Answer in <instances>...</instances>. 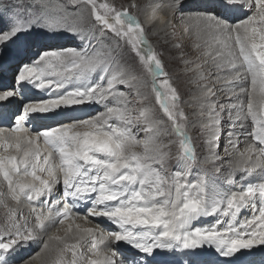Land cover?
Instances as JSON below:
<instances>
[{
    "label": "snow or ice",
    "instance_id": "obj_1",
    "mask_svg": "<svg viewBox=\"0 0 264 264\" xmlns=\"http://www.w3.org/2000/svg\"><path fill=\"white\" fill-rule=\"evenodd\" d=\"M67 5L74 9L72 24H67ZM161 6L173 16L188 12L182 16L183 31L198 52L195 59L181 56L198 92L188 102L191 114L161 54L149 44L151 29L133 14L140 7L135 0L127 8L106 0H33L0 11V59L19 60L13 86L0 90V103L21 98L14 109L0 108V121L11 122L10 129L0 128V147L16 151L0 155V177L12 201L33 205L31 221L8 208L0 255L38 240L48 225L69 220L64 236L41 241L33 259L47 264L41 255L55 251L54 264H63V254L71 251V264H179L164 257L180 250L186 264H257L248 257L264 246V0H201L191 9H185L184 0H167L156 4L146 21H159L163 31L172 20L156 15ZM65 24L80 41L79 50L28 55L24 37L34 31L54 35ZM233 49H238L235 56ZM94 74L97 82L89 83ZM35 90L48 98L37 99ZM93 103H102L104 111L86 118L70 115ZM198 125L206 163L216 172L226 164V181L241 173V181L256 175L260 182L221 196L206 178L188 181L199 159L188 129ZM173 146L182 170L169 173L165 163ZM28 176L30 181L21 178ZM81 204L85 218H106L117 230L104 233L79 224L73 230V210ZM245 207L254 214L237 228V214ZM220 213L230 217L222 231L193 227L198 219ZM51 241H57L55 248ZM121 242L129 254L117 258L114 245ZM210 254L225 259H203ZM0 264L9 261L0 258Z\"/></svg>",
    "mask_w": 264,
    "mask_h": 264
},
{
    "label": "bare ground",
    "instance_id": "obj_2",
    "mask_svg": "<svg viewBox=\"0 0 264 264\" xmlns=\"http://www.w3.org/2000/svg\"><path fill=\"white\" fill-rule=\"evenodd\" d=\"M135 1L140 6L139 10L137 11V17L142 22H145V28L146 29H149V28L151 29V31H148L150 34L148 36V39L150 41L149 43H150L151 47L155 50V49H159V47L166 46V44L174 43L173 41H170L169 29H168L169 27L166 30L162 31L161 26L159 24V21H156L155 23H153L151 25L146 23L147 18L153 12L154 6L156 4L164 5L167 2V0H135ZM184 3H185V9H189L192 6L195 8L196 6H199V4L201 3V0H184ZM246 11H247V9H246ZM185 12L184 13L177 12L176 15L173 16L166 7L161 6L156 11V15L157 16H168L171 20H174V22L171 23V30H174L173 33L175 34V38L173 37L174 41H179V42L183 41V45L180 48V52L183 53L186 58L193 55L192 59H195L196 56L198 55L197 50L195 48H191V49L189 48V46H191V45L194 46L193 39L187 33H185L183 31V28L185 25H184V21L182 20V16L188 15V14L186 15ZM144 13H145V15H142ZM248 14H251V13L249 12ZM239 18H243L242 13L238 14L237 17H233L232 20L234 22H238ZM179 30L182 33L184 32V35L182 34L183 37H182V35H181V37L178 36ZM184 36H189V38L186 39ZM51 39H53V40L48 41V40H45L43 38H41V39L39 38L36 41L37 42L36 48H34V49L28 48L27 49L28 55H30L32 52H35L37 50L59 51V50L65 49L68 46V38L63 37L62 35H56V36H54V38H51ZM152 39L155 40V42L151 41ZM162 40H164V43L162 42ZM166 41L168 43H166ZM43 42H47V43H43ZM35 43L33 42L34 45H35ZM57 43H59V45ZM27 44L30 46L31 41H29ZM232 51H233V56H235L236 53L238 52V49H233ZM23 58L27 60L28 56H24ZM18 64H19V60L16 59V65L15 66L9 60H7V63H2L0 65V90L6 89L9 87V84H10L8 82L9 77L12 76V74H13V72H14V70ZM186 67H184V68H186ZM190 75L193 76L192 73H190ZM96 79H97V76L94 74L92 77H90L89 82L90 83H96ZM105 86H106V84H105ZM188 87H189V90H188L189 93L193 94L195 92V90H193V88H195L196 85L191 83L188 85ZM69 88H71V86H69ZM35 91L37 94V99L40 97L48 98L43 91H41V90H35ZM20 99H21L20 97H17L15 99H13L11 102H2V103H0V108L14 109L15 106L20 102ZM66 111H68V110H66ZM101 111H104V105L102 103H100V104L93 103V104H86L84 106L77 107L74 112H70V115L86 118V117L95 115ZM59 119H66V117H60ZM10 123L11 122H9L7 120L0 121V128L10 129ZM47 123L55 124V123H57V120H50ZM30 134H35V131L33 129H30ZM225 143H226V139L222 136L221 140H220L221 147H222V145H225ZM40 147H41V149L44 148V145L42 142L40 143ZM239 147L241 150H243V148H244L243 142H241ZM1 150H3L2 147H0V155H5V156L6 155H16V151L14 148L9 149L8 152H5L4 150L1 151ZM138 152H139V150H138ZM205 159H206V156H205L204 160ZM207 166L213 167L211 164H209ZM178 170H182V169L178 168ZM201 172H208L210 174V175L208 174V176L206 175V179L208 180V186H209L212 183L216 173L213 174L214 172L212 173L211 171H208L206 168L201 169ZM38 174L46 175L43 173H38ZM240 174L241 173H238L236 175V177L230 181H226L225 176L222 177V176L217 175L219 177L218 182H216L214 185H212L211 189H213L215 193H218L219 195L222 196L231 190H240L244 185H246L249 182H260V180H261L260 177L253 175L252 177H248L246 180L241 181L240 180V177H241ZM21 178L26 180V181L31 180L30 176L21 177ZM195 178H196L195 172H192V170H191L187 174V180L192 182V183H196ZM229 182H234V184H232V187H233L232 189L226 188L227 187L226 185ZM0 184H1L0 185V192L3 193V195H0V217H1L0 218L1 219L0 224H3L5 226L6 213L8 211V208L16 209L18 212H22L24 214V216H27L28 219L31 221L32 217L29 215V213H30V208L33 205H31L29 202H27L23 199L20 202L12 201L11 198L7 195V187H6L7 184H6V182H4L2 180V177H0ZM56 195H57V193L54 192L53 199L56 198ZM5 205H7V207H5ZM39 205H40V202L39 201L36 202L35 206L37 207V210H39ZM253 214H254V210L251 207H245L244 209H242L241 212L237 214V228L239 227V224L244 223L245 221L251 219ZM85 217H86V210H85L84 205L81 204L79 207H77L76 209L73 210V220L75 221V223L73 224V230L75 229V224H79V225H81V227L96 228L99 231H102L104 233H107L108 231H111V230H117V226L112 224L106 218L95 217V216H88L87 218H85ZM229 220H230V217H225V216H223L222 213H220V214H216V215H212V216H208V217H202V218L198 219L197 221H195L193 223V227L216 226L219 230L222 231L224 228L227 227ZM69 223H71V221L65 220L64 224H62V225L59 224L58 222L55 224L48 225L46 232H44L38 240L28 242L27 244H24L22 247L17 246V249L15 252H13L11 254H2V255H0V258L7 259L9 261V264H40V260L33 259L32 257H35L34 255H36V253H38V251L40 250V247L41 248L43 247V244L41 243V241H47L49 236H54V235L64 236L65 230L67 229ZM69 243H74V241L69 240ZM51 244L55 248L57 245V241H51ZM114 247L116 248V250L118 252L117 258H120L121 253L124 254L126 251H128V246L123 244V242H121L118 245H114ZM81 250H84V249H81ZM204 251L212 253L211 249L205 248ZM251 251H252V255L248 258L255 260L257 262V264H259L260 259L262 257H264V246H256ZM57 255H58V253L54 251L51 253V256H46V255L42 254L40 259H46L47 264H54ZM63 255H64L63 264H71V261L73 259L71 251H67ZM165 259H168L171 261H177V262H179V264H186L188 257L184 256L183 253H181V254L175 253L174 255H172V254L168 255ZM203 259H206L209 261H216V260L221 261L222 257H218L215 254H210V255L205 256ZM80 264H83L82 260L80 261Z\"/></svg>",
    "mask_w": 264,
    "mask_h": 264
},
{
    "label": "rangeland",
    "instance_id": "obj_3",
    "mask_svg": "<svg viewBox=\"0 0 264 264\" xmlns=\"http://www.w3.org/2000/svg\"><path fill=\"white\" fill-rule=\"evenodd\" d=\"M32 2H33V0H0V11H4L5 9H13V10H15L14 7H13L15 4H18L19 3V4L27 5V4H31ZM98 2H105V0H98ZM106 2H109V3H113L114 2L118 7L123 6V7L127 8L128 7V4L131 2V0H106ZM64 3L67 4V0H64ZM191 8H194V7L192 6L189 9H191ZM66 11L69 14V19H68L69 21L67 22V24H72L73 23L72 16L74 15V9H73V7L71 5H67ZM133 14L137 16V11H133ZM185 14L187 15L188 12L186 11ZM142 15H145V13L142 14ZM173 22H174V20H172V23ZM67 24L63 25L60 29H58L57 32L54 35L51 34V33L46 34V33L42 32V31H34L33 33H30L26 37H24V40L27 43L29 41H31V45L29 46V48L34 49V48L37 47L36 46V44H37L36 41L39 38L40 39L43 38L45 40L51 41V40H53L51 38H54V36H56V35H62L63 37L68 38V46L66 48H77L79 50L80 41L78 39L74 38L73 35L69 33V31L67 30ZM168 29H169L170 41H173L174 43L171 42L172 44H166V46L159 47V49H155V50L158 53L161 54L160 58L163 61V64H164V67H165V71L169 73L170 77L172 78V82L179 89V91L181 93L182 100L185 101V103L183 105L185 111L187 113L191 114L192 111L194 110V108L193 107H190L189 104H188V102L192 100V97L198 95V92H197V89L195 87V88H193V90H195V92L193 94L189 93V91H188L189 90L188 85L191 84L190 81L191 80H194L195 77L194 76H191L190 75V72H187L186 71V68H184V67H186L185 64L180 61L181 60V56L182 55L184 56V54L180 52V48L177 49L174 46L177 43L183 45V41L182 42L181 41L180 42L179 41H174L175 34L173 33V30H171V24L169 25V28ZM182 34L184 35V32L182 33L179 30L178 31V36L181 37ZM149 35H150L149 32H147V38H148ZM183 35H182V37H183ZM184 37L186 39L189 38V36H184ZM151 41L155 42V40H153V39ZM33 42L34 43L36 42L35 45L33 44ZM162 42L164 43V40H162ZM43 43H47V42H43ZM166 43H168V42L166 41ZM57 44L59 45V43H57ZM189 48L191 49V48H195V47L191 45V46H189ZM192 58H193V55H191V56L188 57V59H192ZM7 60H9L11 63H13L14 66L16 65V59H11L9 57H4L3 59H0V65L2 63H7ZM16 69H17V67L15 68L12 76L9 77L8 82L10 84H9V87L8 88H11L13 86V84H14V76L16 74ZM97 79H96V82H97ZM161 79H163V77H161ZM225 127H227V125ZM198 128H199V125L197 126V128H191L190 127L188 129L189 135L192 137L194 143L197 146V149H198V158H199L198 159V165H194L193 166L192 172H195V175H196L195 180H196V182L198 180H200L202 177L203 178H206V175L208 176V174H209L208 172H201V169L206 168L208 171H211L212 173L214 172L213 174L216 173L215 176H214V179H213L212 183L209 185V188L211 189V186L214 185L216 182H218L219 177L217 175L222 176V177L225 176L224 167H227V165L225 164V166L221 168V171L220 172H216L213 167L207 166L210 163H206L205 160H204L205 156L207 157V152H206L205 149H202L201 148V143H202V141H201V132L198 131ZM134 130L136 131L135 128H133V131ZM138 138L143 139L144 138V134L142 132H140L138 134ZM223 147H224V145H222V147L219 149L221 156L224 155L223 154ZM138 150H139V152H142L143 149L142 148L141 149L140 148L136 149V151H138ZM1 151H3V150H1ZM176 151H177L176 146H173L172 147V157L170 159H168L166 161V163H165V168H166V170L169 173L173 172L174 170H178V168H180L178 166V163H177V160H176ZM241 175L242 174H240V176ZM232 184H234V182L227 183V185H226L227 187L226 188H228V189L231 188L232 189L233 188L232 187ZM3 227H4V225L3 224H0V230H2ZM41 249L42 248L40 247V250ZM40 250L38 251V253H40ZM36 255H37V253H36ZM36 255H34V256H36Z\"/></svg>",
    "mask_w": 264,
    "mask_h": 264
}]
</instances>
